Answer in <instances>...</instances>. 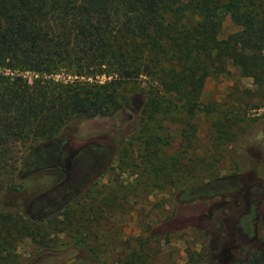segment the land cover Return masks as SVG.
<instances>
[{
  "label": "rangeland",
  "instance_id": "1",
  "mask_svg": "<svg viewBox=\"0 0 264 264\" xmlns=\"http://www.w3.org/2000/svg\"><path fill=\"white\" fill-rule=\"evenodd\" d=\"M218 29L219 39L239 30L226 13ZM140 79L121 92L131 110L82 120L4 177L0 264H84L92 254L104 264H264V100L230 68L200 89L210 113L188 115L160 92L142 125Z\"/></svg>",
  "mask_w": 264,
  "mask_h": 264
},
{
  "label": "trees",
  "instance_id": "2",
  "mask_svg": "<svg viewBox=\"0 0 264 264\" xmlns=\"http://www.w3.org/2000/svg\"><path fill=\"white\" fill-rule=\"evenodd\" d=\"M224 13L239 30L219 39ZM230 68L264 100V0H0V69L8 71L0 72V190L29 154L73 136L82 120L131 110L134 99L121 92L140 77L146 88L134 98L146 125L160 92L188 115L210 113L200 89ZM18 70L37 78L28 83ZM60 71L110 80H42ZM92 255L82 262L104 264Z\"/></svg>",
  "mask_w": 264,
  "mask_h": 264
}]
</instances>
